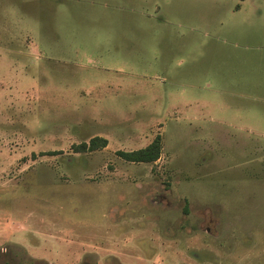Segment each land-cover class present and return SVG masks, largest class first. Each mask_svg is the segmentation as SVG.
<instances>
[{
	"label": "rangeland",
	"instance_id": "374dc122",
	"mask_svg": "<svg viewBox=\"0 0 264 264\" xmlns=\"http://www.w3.org/2000/svg\"><path fill=\"white\" fill-rule=\"evenodd\" d=\"M0 264H264V0H0Z\"/></svg>",
	"mask_w": 264,
	"mask_h": 264
},
{
	"label": "trees",
	"instance_id": "16d2710c",
	"mask_svg": "<svg viewBox=\"0 0 264 264\" xmlns=\"http://www.w3.org/2000/svg\"><path fill=\"white\" fill-rule=\"evenodd\" d=\"M107 146V140L100 137L92 138L88 143H81L74 147L75 152H92ZM161 138L156 136L145 148L135 151H118L117 155L124 161L130 163H154L161 154Z\"/></svg>",
	"mask_w": 264,
	"mask_h": 264
}]
</instances>
